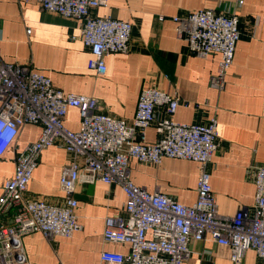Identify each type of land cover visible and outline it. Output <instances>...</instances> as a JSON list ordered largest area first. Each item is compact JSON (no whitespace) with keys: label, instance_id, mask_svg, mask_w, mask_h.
Returning <instances> with one entry per match:
<instances>
[{"label":"crops","instance_id":"crops-1","mask_svg":"<svg viewBox=\"0 0 264 264\" xmlns=\"http://www.w3.org/2000/svg\"><path fill=\"white\" fill-rule=\"evenodd\" d=\"M210 8L236 13L241 37L227 85L219 91L210 85L217 71L218 54L200 57L177 35L174 16ZM133 25L130 50L107 55V72L89 69L91 57L81 34V21L42 9L37 0H0V53L7 62L29 65L49 76L65 93L96 97L105 111L131 122L141 90L156 87L177 95L180 105L172 115L180 123H205L217 117L219 146L209 164L219 211L235 215L254 212L256 186L250 170L264 164V0H107L92 11ZM163 15L164 20H159ZM28 30H31L28 32ZM65 124L80 126V113L70 108ZM42 127L26 124L17 139L0 155V195L5 179L15 173L16 157L35 141ZM149 141L158 138L156 125L146 130ZM72 156L51 146L41 153L27 196L61 203L63 166ZM131 178L149 192L156 190L191 205L198 197L199 164L164 157L158 165L132 159ZM76 214L82 228L72 237L47 238L33 232L23 238L31 264H107L104 250L128 253L125 244L104 240L106 218L125 213L126 194L117 184L96 181L76 185ZM185 264H233L230 248L210 237L190 243ZM242 264H261L248 250Z\"/></svg>","mask_w":264,"mask_h":264},{"label":"built area","instance_id":"built-area-1","mask_svg":"<svg viewBox=\"0 0 264 264\" xmlns=\"http://www.w3.org/2000/svg\"><path fill=\"white\" fill-rule=\"evenodd\" d=\"M37 1L46 11L81 21L82 39L91 53L88 67L97 74L107 72V55L130 50L132 23L92 12L106 6L107 0ZM164 18L161 15L159 20ZM173 20L177 35L192 53L220 56L210 85L223 91L241 37L238 15L205 8ZM179 105L177 95L144 87L135 115L128 122L107 113L96 97L65 93L49 76L29 65L7 62L0 53V155L26 124L42 127L38 138L18 153L15 173L3 184L0 264H31L23 242L29 233L54 238L72 237L79 231L76 185L96 181L120 185L127 197L125 213L106 218L103 236L105 241L128 245L130 251H102L100 257L107 264H185L192 253L191 240L208 237L230 248L233 264H242L251 249L264 264V164L250 166L256 186L254 212L221 213L209 171L219 146L218 119L177 122L172 115ZM72 107L80 113L77 130L65 124ZM152 123L158 133L154 142L146 133ZM51 146L64 148L72 156L61 171L59 184L64 197L58 204L27 196L41 153ZM164 157L199 164L198 197L193 204L181 203L159 190L149 192L132 180V159L158 165Z\"/></svg>","mask_w":264,"mask_h":264}]
</instances>
